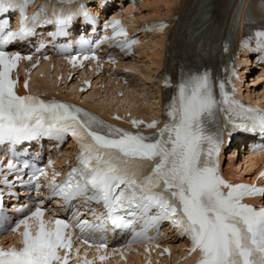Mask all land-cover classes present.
<instances>
[{"label": "snow or ice", "instance_id": "6c2138e0", "mask_svg": "<svg viewBox=\"0 0 264 264\" xmlns=\"http://www.w3.org/2000/svg\"><path fill=\"white\" fill-rule=\"evenodd\" d=\"M34 2L0 0V145H9L13 153L6 166L0 159V175L6 170L14 177L9 181L4 176L0 186L18 184L34 190L39 197L38 176L47 175L34 163L39 153L21 159L15 155V146L47 138L59 147L70 136L78 148L76 165L62 183H56L58 174H53L47 185V199L60 198L72 210V201L83 198L85 202L101 203L105 215L90 223L81 218L79 211L72 210L67 220H46L43 199L32 201L35 208L31 211L27 204L22 205L16 211L27 215L11 228L17 232L23 227L19 232L21 247H0V264H69V229H78V239L99 252L108 247L107 241L103 237L95 239L92 234L103 231L106 224L114 230H132L128 242L133 243L154 240L147 235L148 230H158L163 221L188 238L189 254L198 253L195 264H264V207L257 210L242 203L245 197L264 196V187L229 183L220 175L218 161L223 143L221 121L229 136L233 131L264 136V113L237 101L234 90H226L230 81L214 83L208 70L183 74L174 84L166 81L165 87L175 89L164 105L166 118L146 125L131 120L135 132L114 127L67 102L18 95V81L12 73L19 60L31 56H21L8 48L34 37L36 30L45 25H54L57 34L65 35L77 17L87 22L95 20L88 4H99L102 9L106 6V0H41L29 14L27 8ZM14 13L20 18L16 31L11 30ZM106 27L112 28L113 35L100 42L111 39L122 49L135 43L127 38L118 41V37L127 36L119 21H106ZM166 27L158 26L159 30ZM256 37L258 48L264 51V30ZM91 58L96 59L94 52ZM76 60L74 56L71 62ZM24 87L27 89V82ZM142 127L153 131L145 135L139 131ZM138 223L140 230L135 231Z\"/></svg>", "mask_w": 264, "mask_h": 264}, {"label": "bare ground", "instance_id": "6f19581e", "mask_svg": "<svg viewBox=\"0 0 264 264\" xmlns=\"http://www.w3.org/2000/svg\"><path fill=\"white\" fill-rule=\"evenodd\" d=\"M169 3L170 2L167 0H145L143 3H141L139 5V8L144 9V11L147 14H145V16H141L142 18H140V19L159 18L160 16L168 17L173 12H179L182 14L181 16L183 17V20L188 21L190 15H192L194 17V19H196V16H198V19H201L204 10H207L208 14H211L212 10H215L216 21L221 22V20L223 19V15L225 12V6H226L225 0L216 1V2L212 3L213 5L206 4L205 0H173L170 4ZM160 4L164 5L165 7L162 8V6ZM148 5L153 6L151 10H149L150 6H148ZM163 45H164V39H161L159 41H151V42H149V48H147L145 50H143L144 47L141 48V50H143V51L140 50L139 54L137 51V55L139 57H140V54H145L147 52V50H150V49H152L155 53V58L153 59V65L148 66V69H150L148 75L143 73L141 75V80H143V81L146 80L147 82H148V80L149 81L151 80L150 74H151L152 70L154 68L159 67V65L157 64V61L160 58V53H161ZM146 58H148V57L146 56ZM136 62H138V61L137 60L135 61V71L138 74H141L142 70L139 68L140 65H137ZM150 62H152V61L150 60ZM258 77H259L258 80L264 79V72L259 74ZM47 82H48V80H46V78H44L41 82H39L37 79L35 80V84L40 83L41 85H44V86L48 85ZM52 83H54V82L50 81V84H52ZM130 90H131L132 94L134 93L133 94L134 106H139V105L147 106L148 105L147 103L144 102L143 97H140L141 95H140V93H138L136 88H135V90H133L132 88ZM105 91H103L104 95L102 94V96L99 97V101L97 102L98 104H100L101 102L102 103L109 102L110 103L109 106H111L112 102H115L116 104H119V102H120V104L124 102V99H121V100L117 99L114 96L112 90H110L109 92H105ZM152 91H153V95H155V96L153 97L154 102H152L150 105H148L149 107H151L150 110L154 109V108H152L153 103L157 104V101L155 100L157 97L155 94L156 91L153 88H152ZM67 92H69L71 94L74 93L73 89H69V90H67ZM98 94H100V93L93 91L92 93L89 94L88 97L93 99ZM260 96L258 93L256 95H252L250 93L247 94L248 98H259ZM263 98H264V92H263ZM128 103H130V102L128 101ZM230 158H231V160H230V162L227 163L226 169H227L228 174L233 175V171H234L233 170L234 169L233 158H234V156L230 157ZM244 162H245V167H244L243 172H249L252 165H253V162H255V159L252 156H247L244 158Z\"/></svg>", "mask_w": 264, "mask_h": 264}, {"label": "rangeland", "instance_id": "374dc122", "mask_svg": "<svg viewBox=\"0 0 264 264\" xmlns=\"http://www.w3.org/2000/svg\"><path fill=\"white\" fill-rule=\"evenodd\" d=\"M167 1H169L171 3L173 0H167ZM148 6H150V5H148ZM161 6H162V8L165 7L164 5H161ZM152 7L153 6H150L149 10H151ZM148 44H146L144 46L143 50L149 48ZM143 50H141V51H143ZM146 56L148 58H146ZM154 58H155V53H154V51L152 49L147 50V52L145 54H140V57H137V61H138V64L140 65V68H141L142 72L148 73V71H149L148 66H152L153 65V59ZM150 60L152 62H150ZM244 72H245V75L248 74L249 77L255 75V73H256V71L252 70L251 67H250V69H246L245 68ZM249 81H250V78L246 80V83L243 86V88L246 89V90L250 89L249 87H247V86H250L249 85ZM131 83L136 87L138 93H140V95H141L140 97H143L144 102L147 103L148 105H150V103L153 101L152 89L143 80H141L139 77L131 78ZM259 86L260 85L255 86L254 87L255 90L253 88H251V92L250 93L252 95H256L259 92L258 91Z\"/></svg>", "mask_w": 264, "mask_h": 264}]
</instances>
